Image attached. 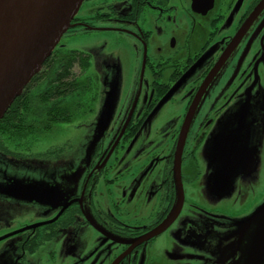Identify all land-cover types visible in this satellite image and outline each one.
Returning a JSON list of instances; mask_svg holds the SVG:
<instances>
[{
    "label": "flooded vegetation",
    "instance_id": "flooded-vegetation-1",
    "mask_svg": "<svg viewBox=\"0 0 264 264\" xmlns=\"http://www.w3.org/2000/svg\"><path fill=\"white\" fill-rule=\"evenodd\" d=\"M71 23L66 32L113 37L121 60L104 66L126 90L92 150L90 128L67 186L25 195L42 218L1 232L3 254L29 263L57 242L58 264H264V125L241 114L243 102L264 101V0H83ZM91 59L57 44L39 70L73 85L55 104L72 99V121L89 117L87 126L107 91ZM226 125L259 133V163L224 196L210 140ZM6 154L48 169L62 147L0 144ZM213 177L217 193L205 183Z\"/></svg>",
    "mask_w": 264,
    "mask_h": 264
},
{
    "label": "rangeland",
    "instance_id": "rangeland-1",
    "mask_svg": "<svg viewBox=\"0 0 264 264\" xmlns=\"http://www.w3.org/2000/svg\"><path fill=\"white\" fill-rule=\"evenodd\" d=\"M57 44L64 49H78L92 53L88 72L97 76L100 84L107 91L91 125L87 126V123L90 122L89 117L83 118L78 115L72 122L57 123L45 135L32 138L29 142L31 145L29 143L27 145L11 143L23 146L24 150L28 148L42 150L49 146L62 147V160L58 164L49 159L48 169H39L36 161L31 158H18L11 154L0 155V221L5 224L4 227L0 226V233L19 226L21 222L42 218L40 202L25 195L29 190L45 189V187L56 192L59 189V182L61 185L67 186V178L75 176L76 169L82 161L83 147L89 142V133L92 132V136L95 135L97 138L105 133L109 120L116 110L119 93L126 90V87L117 85V80L116 84H113L115 79L113 71L104 66L105 62L119 64L121 60V57L116 55L119 51L117 43L105 31L95 35L80 34V30L65 32ZM120 55L123 54L120 53ZM242 106L244 107L241 111L243 116L252 114L256 117V125L257 122L260 125V120L264 125V101L261 103L247 101L243 102ZM247 127L248 124L245 123L244 128ZM217 130L219 142L217 138H211L210 145L219 143L223 194L226 196L234 189L236 177L254 172L259 163V149L257 146L255 147L259 133L255 135L248 131L239 133L229 125ZM1 140L3 138H0ZM94 144L95 142L90 145L91 150ZM261 149L264 151V147ZM87 153L89 154L88 151ZM261 170L264 171V168ZM216 182V177L205 180L209 189ZM37 211L40 212L39 217ZM9 241L0 240V264H21L16 261L13 253L3 254V248ZM59 257V244L50 242L41 247L37 254L28 255L29 263L24 264H58Z\"/></svg>",
    "mask_w": 264,
    "mask_h": 264
},
{
    "label": "water",
    "instance_id": "water-1",
    "mask_svg": "<svg viewBox=\"0 0 264 264\" xmlns=\"http://www.w3.org/2000/svg\"><path fill=\"white\" fill-rule=\"evenodd\" d=\"M82 1L0 0V119L73 26Z\"/></svg>",
    "mask_w": 264,
    "mask_h": 264
},
{
    "label": "trees",
    "instance_id": "trees-1",
    "mask_svg": "<svg viewBox=\"0 0 264 264\" xmlns=\"http://www.w3.org/2000/svg\"><path fill=\"white\" fill-rule=\"evenodd\" d=\"M60 80L51 82L42 71L32 77L0 119V138H3L0 144L27 145L32 138L49 132L55 123L72 121L73 100H69L70 104L65 105V109H59V104H55L59 95L72 93L73 85L61 84Z\"/></svg>",
    "mask_w": 264,
    "mask_h": 264
}]
</instances>
